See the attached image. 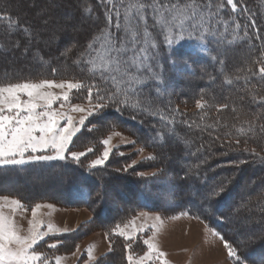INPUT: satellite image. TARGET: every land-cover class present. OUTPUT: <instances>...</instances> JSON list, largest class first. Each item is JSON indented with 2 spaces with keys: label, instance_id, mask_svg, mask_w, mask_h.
<instances>
[{
  "label": "trees",
  "instance_id": "obj_1",
  "mask_svg": "<svg viewBox=\"0 0 264 264\" xmlns=\"http://www.w3.org/2000/svg\"><path fill=\"white\" fill-rule=\"evenodd\" d=\"M11 1L0 0V15H11L12 18L19 19L20 24L27 26L34 35L32 23L26 16L13 10ZM85 1L84 5L92 9L89 15L95 17L90 22L91 33H87L82 39L79 38V43H75L76 46L67 52L66 57L58 55L55 62H49L46 70L35 72L34 69H27L20 75L12 74V71L9 74L5 73L3 60L12 52V50L7 52L5 44L15 43L19 45L15 49H19L29 37L22 31L7 29V21H0V85L41 78H74L81 83L91 84L94 77L88 71L90 65H85L81 60V53L84 51L86 41L94 32L96 18L103 19V11L98 6V0ZM220 2L224 3L223 18L231 20L234 17L240 23L241 27L237 30L239 39L232 40L234 25L231 22L228 33L219 38L209 36L204 41L195 37L186 38L173 48H167L161 42V38H158L157 42L160 45L158 71L162 74V80H149L142 86L144 91L127 106H121L120 111H117L115 106L104 110L108 118H112L109 122L111 127L134 132L141 139V145L156 151V155L157 150L161 152L167 145L166 139L165 142L161 139L163 144L151 142L150 138L157 134L162 137L169 130L175 133L178 138L177 142L173 143L175 146L181 140H189V147L187 143L182 142L183 151L188 149L195 153L194 155L183 153V163H186V166L173 169L175 172L173 175L178 179L173 182L166 181L165 173L169 168L155 156L152 160L154 167L161 170L159 176L165 179L161 183L155 181L158 180L155 179L156 176H151L150 180L153 182L142 185L140 178L108 172L106 170L108 166L91 169L83 168L71 160H54L0 166V184L3 178H16L20 181L21 187L27 188L39 178L58 176L56 187L62 189L58 201L65 207H84L98 214L99 227L109 234L112 245L115 244L117 247L123 240L115 235L112 237L111 233L117 224L122 225L126 222L133 212H155L169 217L186 213L190 217L204 221L220 238L223 237L224 243L227 241L236 248L240 261L231 258L234 264H264V176L257 177L259 171H264V74L259 72L264 59V0H237L240 9L237 13L231 12L226 0ZM245 32L247 36L244 35ZM65 39L60 40L58 45L65 44L67 42ZM229 40L232 42L227 47ZM247 45L251 46V51L245 52V60L230 64L228 57L235 51L245 49ZM46 56H49L48 53ZM62 59L68 61L64 67L59 65ZM77 60L81 62L77 64ZM201 79L204 80L200 82ZM191 80H198L193 96L180 93L175 88L171 90L168 88L176 85L186 86ZM156 86L161 89L160 92H157ZM82 95L87 96L86 89H81ZM200 101L204 106L194 115L183 116L176 109L177 105L188 106ZM132 103L138 106L132 107ZM110 124L104 127L108 129ZM249 167L257 169V173H249ZM104 171L110 185L115 180L120 182L126 191L135 194L133 198L127 194L119 198L127 207L123 213L116 211L112 213L111 205L116 206L115 203L118 202L109 198V188L105 186L104 188L103 182H100L103 177L101 178L99 174ZM247 174L249 181L246 178ZM230 175L232 179H228ZM248 182L252 190L245 191ZM218 185H223V192L218 196L206 197L208 189L216 188L219 191ZM168 186L169 193L173 192V189H182L186 193L171 207L162 206L163 199L160 196L151 197L155 190L161 191ZM111 188L114 189V186ZM13 194L18 195L19 199L23 198L24 202L27 200L29 206L35 205L39 200L49 201L51 197L22 196L18 192ZM251 214L254 215L253 221L247 219ZM245 229L259 230L262 235L255 233L245 238ZM77 236V232H74L51 237L48 241L61 243L56 249L50 248V252L55 255L67 250L66 244L75 241ZM93 264H101V261Z\"/></svg>",
  "mask_w": 264,
  "mask_h": 264
},
{
  "label": "snow or ice",
  "instance_id": "obj_2",
  "mask_svg": "<svg viewBox=\"0 0 264 264\" xmlns=\"http://www.w3.org/2000/svg\"><path fill=\"white\" fill-rule=\"evenodd\" d=\"M226 4L231 7L232 13L240 10L237 0H226ZM98 6L103 11V19L96 18L94 32L81 53V60L85 65H90L88 71L94 77L91 84L57 83L44 79L0 85V166L54 160H71L80 164L82 157L94 151L92 147H88L87 151L73 150L74 137L84 130L87 119L110 106L120 111L121 106H127L144 91L142 86L149 80H162V74L158 71V38L167 48L178 46L186 38L195 37L201 41L209 36L219 38L228 33L230 22L234 25L232 40L240 38L237 33L240 23L234 17L231 20L223 18L224 3L220 0H98ZM83 12L91 14L92 9L85 7ZM0 21H7V29L22 31L29 37L28 42H32L33 33L27 26L21 25L19 19L0 15ZM244 35L247 36V33ZM75 46H69L65 54ZM81 60L76 63L79 64ZM259 72L264 74V66L260 67ZM52 89L62 91L56 93ZM81 89L87 91V109L71 103L70 91ZM137 106L132 103V107ZM73 113L85 115L77 120ZM111 140L109 136L100 141L103 151L91 159L89 168L102 167L109 160L115 147ZM119 154L123 156V152ZM131 166L127 165L124 170ZM217 188L219 191L216 188L208 189L206 197L218 196L224 190L223 185ZM0 200L3 201L0 202V264H50V258L37 245L49 234L66 233L69 230L57 228L52 223L45 226L37 219L41 205L36 204L31 213L28 234L21 235V229L10 214H5L4 209L8 207L12 213L18 208L27 209L18 199L9 200L4 196ZM140 215L147 217L145 212ZM155 220L160 221V217H155ZM43 228L46 230L42 231ZM125 228L117 224L113 231L126 241H135L137 230L134 221L131 232ZM139 231L143 232L144 228ZM154 241L155 232L151 238L142 240L147 251L139 257L134 256L132 243H128V264H148L150 261L153 264H168L166 254L159 250ZM59 243H48L47 247L56 249ZM224 247L228 257L240 261L232 244L225 241ZM76 251H79V247ZM88 258H94L91 249ZM55 264H61L59 257Z\"/></svg>",
  "mask_w": 264,
  "mask_h": 264
},
{
  "label": "rangeland",
  "instance_id": "obj_3",
  "mask_svg": "<svg viewBox=\"0 0 264 264\" xmlns=\"http://www.w3.org/2000/svg\"><path fill=\"white\" fill-rule=\"evenodd\" d=\"M85 2V0H12L11 4L13 10H15L17 13H20L22 16H26L30 23H32L34 35L32 37L31 43L28 42V39L27 42L22 43L19 49H15V43L12 45L5 44L7 52L12 50V52H10V54L3 60L5 63L4 66L6 68L5 73L9 74L10 71H12V74L20 75L27 69H34L35 72L46 70V65L49 62H55V59L58 55L66 57L65 55L68 54H65L66 49L76 42L79 43V40L82 39L84 35L91 33L92 31L90 22L93 21L95 17L89 15V13L83 12V9L87 7L84 5L86 4ZM64 38L67 39V42L65 44L58 45L59 41L64 40ZM81 42L82 40L80 43ZM228 46H230V43H227V47ZM201 50L203 49L201 48ZM248 51H251L250 45H247L245 49L233 52V54L228 57V61L232 65L241 61L243 62V60H245V52ZM46 53H48L49 56H46ZM67 62V60L62 59L61 62L58 63L64 67ZM43 63L45 64L43 65ZM58 63L56 64L58 65ZM262 66H264V59L260 67ZM41 80L44 79H36L31 82H39ZM47 80H53L57 83H81V81L74 78ZM203 80L204 79H201L199 81L201 82ZM197 81L198 80H191L186 84V86L182 87L177 85H169L170 87L168 88L170 90L175 88L176 91L179 90L180 93H183L187 96H193L196 90L195 86L197 85ZM156 88L157 92L161 91V89H158L157 86ZM51 91L61 93L62 90L52 89ZM70 97L71 103L73 105L80 104L86 109L89 107L86 97H83V95L81 96V90H71ZM24 98L26 99V97ZM94 99L95 97H93V100ZM201 104L204 105L202 101L189 104L188 106L181 104L177 105L176 109L178 113H181L183 116L194 115L202 108L199 106ZM104 110L89 117L84 126V130L74 137L73 150L87 151L88 147H92L94 149L93 153H89L87 156L81 158L80 165L83 168H89L88 165L90 164L91 159L96 158L102 153L103 145L100 143V141L108 138L109 136L112 137L111 143L115 147L113 148V152L109 160L106 161L104 165L108 166L106 170L108 172L110 171V173H116L120 176L129 174L133 176V178H140L139 181L142 185L145 183H152L153 180H150L151 176H156L157 178L155 179L158 180L155 181H159V183L165 181V179H163L164 177L162 178L159 176L161 175V170L154 167V161L152 160L155 156H157V160H159L161 163L164 162L166 167L169 168V170H167L165 173V177H167L166 181L173 182L177 178L173 175L175 174L173 169L176 170L178 167L180 168V166H186V163H183V153L186 152L184 155H188V153L194 155L195 153L188 149L183 151L184 146L182 145V142L187 143L186 145H188L189 140L187 139H180L181 141L177 143V146L173 145L174 142H177L176 140H178V138L176 137L175 133L169 130L164 133L165 136L161 137L159 134H157L156 136L150 138L151 142L156 143H161V139L163 142H165L166 139L167 143L165 142V145H167L161 149V152L160 150H157L158 154L156 155V151L154 152L151 149H148V147L141 145V139H139V137H137L134 132H131L127 129H115L111 127L109 122H111L112 118H108V114H105ZM73 115L78 120L81 115L85 114L73 113ZM108 124H110V126L107 129L104 127V125L107 126ZM115 133H119V135H115ZM90 138H92V141ZM122 141H135V143H125ZM167 146L169 147L166 148ZM189 146L190 144L188 147ZM141 149L142 151H140ZM169 151L173 152L174 154H170L171 152L169 153ZM120 152H123V156L119 154ZM127 165L132 166L127 167V170L125 171L124 169ZM253 167H249V173H257V169H254ZM101 173L102 174L99 175L101 178H103L100 180V182H103V187L105 186L106 188H109L108 190L110 195H107H109L110 199L118 202L117 204L115 203L116 206L111 205L112 213H114V211H116V213H123L127 207L119 198L125 194L133 198L135 194H131L129 191H126L124 187H121L120 182H115V180L111 182L114 186V189H112V185H110V182H108L110 180H108L106 172L104 171ZM235 175L236 174H234V176ZM230 176L228 179H232V176ZM258 176H264V171H259L257 177ZM248 177L249 174H247L246 178ZM57 178L58 176L42 177L37 181L35 180V182L32 181L33 183L30 184L31 187L27 188L21 187L20 181L16 180V178H3L1 179L0 184V198L7 196L9 200L18 199L27 209V211H25L24 208H18L14 213H12L8 207H5L4 209L5 214H10L18 228L21 229V235L28 234V230L30 228L29 221L32 220L31 213L36 204L41 205V207L38 209L37 219L42 221L45 226L48 223H52L57 228H67L69 230L66 233L49 234L45 240L41 241L37 245V248L42 251L45 256L50 258V264H55L57 257L61 259V264H93L100 261L101 264H128V250L126 245L128 243H132V252L134 256H142L147 251V248L145 245H143L142 240L151 238L153 232H155L154 242L157 244L159 250L166 254L165 258L167 259L168 264H234L231 261V257L227 256V249L224 247V242L221 241L214 229L204 223V221L201 219H195L188 216L186 213L169 217V215L163 216L162 214L155 212H133L129 216V219L120 226L121 228H125L127 225L125 230L131 232L133 230L134 221V227L137 230L136 240L132 242L126 241L123 237L116 235L115 232L112 231V237L115 235L121 237L123 240L118 244V247L115 246V244L112 245L111 241L109 240V234L104 232L99 227L98 214H94L91 212V210L84 207H65L61 204V202L58 201L59 196L62 195V189L60 187H56ZM248 183L249 185L245 188V191L252 190L250 182ZM169 190V186L163 188L161 191L155 190V192L151 193V197L155 196L156 198L160 196L163 199L161 202L162 206L171 207L174 206L175 201H178L179 198L181 199L184 197L183 194H186L184 190L182 191V189H173V192L170 193ZM15 192H18V194L22 196L39 195L51 197H49V201L45 202V200H39L35 203V205L29 206L27 200V203L22 201L23 198L19 199L17 197L18 195L16 196L13 194ZM0 202L3 201L0 200ZM141 212L147 213V217L141 216ZM157 216L160 217V221L155 220V217ZM249 217L250 218L247 219L249 221H253L254 215L251 214ZM153 225H155V228ZM142 227L144 228L143 232L139 231V229ZM41 230H46V228ZM74 232H77L78 236L76 237L75 241L68 242L67 244L69 245L66 244V246H68L67 250L55 255L50 252V248L47 247V244L49 242H53L48 241L51 237L62 234H72ZM213 233H216V235ZM244 233L245 238H249L250 235L255 233L256 235H262L261 231L256 229H245ZM77 247H79L78 252L76 251ZM90 249L92 251V256L94 257L93 259L88 258V251ZM148 264H153V262L150 261Z\"/></svg>",
  "mask_w": 264,
  "mask_h": 264
},
{
  "label": "bare ground",
  "instance_id": "obj_4",
  "mask_svg": "<svg viewBox=\"0 0 264 264\" xmlns=\"http://www.w3.org/2000/svg\"><path fill=\"white\" fill-rule=\"evenodd\" d=\"M105 185H106V183H105ZM109 185V184H108Z\"/></svg>",
  "mask_w": 264,
  "mask_h": 264
},
{
  "label": "crops",
  "instance_id": "obj_5",
  "mask_svg": "<svg viewBox=\"0 0 264 264\" xmlns=\"http://www.w3.org/2000/svg\"><path fill=\"white\" fill-rule=\"evenodd\" d=\"M230 262V261H229ZM231 263V262H230ZM232 264V263H231Z\"/></svg>",
  "mask_w": 264,
  "mask_h": 264
}]
</instances>
